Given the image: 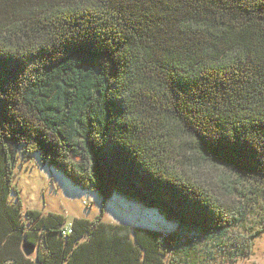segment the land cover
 <instances>
[{"label":"trees","instance_id":"1","mask_svg":"<svg viewBox=\"0 0 264 264\" xmlns=\"http://www.w3.org/2000/svg\"><path fill=\"white\" fill-rule=\"evenodd\" d=\"M22 153L178 230L23 218ZM263 233L264 0H0V264L234 263Z\"/></svg>","mask_w":264,"mask_h":264},{"label":"rangeland","instance_id":"2","mask_svg":"<svg viewBox=\"0 0 264 264\" xmlns=\"http://www.w3.org/2000/svg\"><path fill=\"white\" fill-rule=\"evenodd\" d=\"M211 180L223 174L219 166H205ZM13 187L9 195L12 204L22 205L23 216L27 210H38L43 214L63 215L65 226H72L75 219L94 220L102 215V221L129 227L131 230L144 229L173 233L178 230L175 223L168 222L156 209L143 207L134 200L125 199L112 193L110 199L102 203L96 192L74 185L63 174L48 164H43L39 153H22L17 157L12 178ZM17 192V193H16ZM25 218V216L23 217ZM201 250L213 239L199 237ZM24 243V241H23ZM23 244L21 253L24 254ZM38 248L29 256L35 259ZM6 264H12L10 261ZM206 264H264V233L255 239L252 255L237 262L222 261L220 257L213 263Z\"/></svg>","mask_w":264,"mask_h":264},{"label":"water","instance_id":"3","mask_svg":"<svg viewBox=\"0 0 264 264\" xmlns=\"http://www.w3.org/2000/svg\"><path fill=\"white\" fill-rule=\"evenodd\" d=\"M22 248H23L24 254L28 257L31 256L35 251V246L31 244L30 242H28L27 240L24 241Z\"/></svg>","mask_w":264,"mask_h":264},{"label":"built area","instance_id":"4","mask_svg":"<svg viewBox=\"0 0 264 264\" xmlns=\"http://www.w3.org/2000/svg\"><path fill=\"white\" fill-rule=\"evenodd\" d=\"M68 233H71V226L66 227L65 229Z\"/></svg>","mask_w":264,"mask_h":264}]
</instances>
